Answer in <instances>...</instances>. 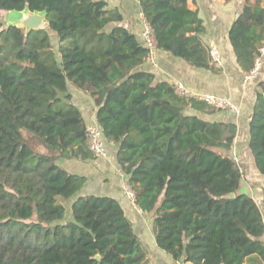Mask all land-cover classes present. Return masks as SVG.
Wrapping results in <instances>:
<instances>
[{
    "label": "trees",
    "instance_id": "16d2710c",
    "mask_svg": "<svg viewBox=\"0 0 264 264\" xmlns=\"http://www.w3.org/2000/svg\"><path fill=\"white\" fill-rule=\"evenodd\" d=\"M188 1L140 5L159 49L216 70L203 20ZM26 7L47 11V28H0V264H150L121 203L76 198L87 177L59 162L95 157L69 84L98 106V124L118 146L119 168L135 204L151 216L159 248L182 264H264L263 212L241 190L231 153L237 125L189 114L219 109L139 70L149 49L107 1L0 0V12ZM229 38L250 72L263 45L264 0H245ZM248 129L264 178V78Z\"/></svg>",
    "mask_w": 264,
    "mask_h": 264
},
{
    "label": "crops",
    "instance_id": "0c3cea01",
    "mask_svg": "<svg viewBox=\"0 0 264 264\" xmlns=\"http://www.w3.org/2000/svg\"><path fill=\"white\" fill-rule=\"evenodd\" d=\"M110 8H117L123 15L121 25L128 28L144 42V16L140 0H105ZM245 0H189L188 7L198 11L203 20L205 31L203 41L210 47L216 45L220 51L222 64L216 65V70L191 66L186 60L171 52L158 49L156 63L147 58L138 68L155 74L157 82L167 81L173 84L182 82L192 91L203 94H214L234 100L240 107V114L227 111H215L211 114H201L193 108H188L189 114L202 115L212 121L231 122L237 125V137L232 154L241 160L246 173L244 184L260 205L264 216V178L255 166L254 158L248 148L249 122L253 116L256 102L258 82L264 78V55L258 79L245 82L246 73L240 68L234 48L229 38L230 28L242 11ZM48 23V22H47ZM117 24H111L110 28ZM73 102L80 108L87 126L98 123L96 105L92 96L85 90L69 84ZM109 154L107 157H97L87 160L60 159V164L69 172L87 177V182L77 193L76 198L87 195H107L116 198L123 206L126 215L131 219L135 231L142 239L147 251L150 264H182L176 261L166 251L159 248L152 229L151 216L143 212L129 197L124 189L123 176L119 174L117 161L118 146L107 142ZM242 168V167H241ZM74 200V199H73ZM192 264V263H188Z\"/></svg>",
    "mask_w": 264,
    "mask_h": 264
},
{
    "label": "built area",
    "instance_id": "2783aa9c",
    "mask_svg": "<svg viewBox=\"0 0 264 264\" xmlns=\"http://www.w3.org/2000/svg\"><path fill=\"white\" fill-rule=\"evenodd\" d=\"M144 16V14H143ZM143 40L145 45L149 49L148 59L152 62L153 65L156 63V51L159 49L158 40L155 36L154 30L149 24V22L144 17V29L142 32ZM210 53L212 61L215 65H221V55L219 49L216 45H210ZM264 55V39L263 45L260 49V55L257 56L255 61V67L245 75V82H254L258 79L260 75V70L262 67V57ZM176 92L178 95L185 98L200 99L205 101L208 105L215 107L221 111H227L234 114H240V107L238 104L228 97H221L214 94H203L192 91L187 88L182 82H177L175 84ZM87 142L88 147L94 155L97 157H107L109 154L107 140L104 136L103 129L98 123L90 124L87 126ZM119 174L123 176L124 179V189L126 194L135 200V192L129 185L127 178L125 177L123 171L119 168Z\"/></svg>",
    "mask_w": 264,
    "mask_h": 264
},
{
    "label": "water",
    "instance_id": "95a60500",
    "mask_svg": "<svg viewBox=\"0 0 264 264\" xmlns=\"http://www.w3.org/2000/svg\"><path fill=\"white\" fill-rule=\"evenodd\" d=\"M9 26L13 25L22 29L26 32L31 30H38L43 28V25L47 23V11H32L28 7L24 10H12L9 11ZM230 198L235 197L232 193ZM96 258L100 259L101 256L97 255Z\"/></svg>",
    "mask_w": 264,
    "mask_h": 264
},
{
    "label": "rangeland",
    "instance_id": "374dc122",
    "mask_svg": "<svg viewBox=\"0 0 264 264\" xmlns=\"http://www.w3.org/2000/svg\"><path fill=\"white\" fill-rule=\"evenodd\" d=\"M9 12H6V11H1L0 12V28H3V27H6V26H9ZM47 28V23H45L44 25H43V28ZM237 160V162H238V164L240 165V167H242L241 168V170L242 169H244L243 168V166H242V163H241V160L240 159H236ZM242 172H243V179H244V181H243V187H242V191L243 192H248V191H246V189L248 188H246V185L244 184V182H245V180H247L246 179V173H245V171L244 170H242ZM249 189V188H248ZM247 189V190H248ZM249 193V192H248Z\"/></svg>",
    "mask_w": 264,
    "mask_h": 264
}]
</instances>
